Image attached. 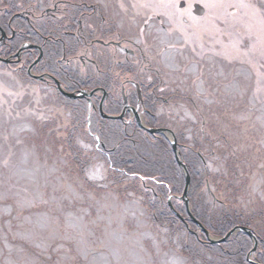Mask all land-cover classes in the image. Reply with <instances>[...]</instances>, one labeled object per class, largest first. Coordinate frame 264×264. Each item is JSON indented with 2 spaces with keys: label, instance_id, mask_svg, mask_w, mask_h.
I'll return each instance as SVG.
<instances>
[{
  "label": "rangeland",
  "instance_id": "rangeland-1",
  "mask_svg": "<svg viewBox=\"0 0 264 264\" xmlns=\"http://www.w3.org/2000/svg\"><path fill=\"white\" fill-rule=\"evenodd\" d=\"M240 3L215 0L214 15L225 26L200 30L198 37L211 47L212 87L199 84L193 131L188 121L194 113L182 111L178 143L184 147L177 155L196 173V188L189 185L186 197L202 230L214 236L234 221L264 240V18L251 17ZM183 55L190 60L183 59L184 71L193 77L191 55ZM5 85L10 89L0 85V264H218L199 255L183 226L160 222L165 204L178 218L173 207L183 201L155 198L161 206L155 214L150 194L137 189L135 177L119 174L117 181L102 158L80 163L64 157L62 143L44 136V118L36 116L35 106L28 110L32 121L21 119L16 84ZM102 144L111 149V142ZM70 145L88 151L94 143L79 131ZM242 238L224 249H234ZM258 252L251 259L263 264Z\"/></svg>",
  "mask_w": 264,
  "mask_h": 264
},
{
  "label": "flooded vegetation",
  "instance_id": "flooded-vegetation-1",
  "mask_svg": "<svg viewBox=\"0 0 264 264\" xmlns=\"http://www.w3.org/2000/svg\"><path fill=\"white\" fill-rule=\"evenodd\" d=\"M215 5V0H0V85L9 90L5 82L16 84L17 104L24 109L20 118L32 121L28 110L35 106L36 116L44 118V136L69 147L64 157L83 155L69 146L82 131L94 143L92 157H110L106 168L117 181L136 174L141 182L138 171L152 167L147 182L165 189L167 174L179 167L165 134L155 131H171L176 149L184 147L178 143L182 111L197 114L199 84L212 87L211 47L198 36L225 26L214 15ZM184 52L191 55L193 77L184 71L183 59L190 61ZM191 124L193 131L197 121ZM102 142H111V151ZM146 183L142 186L152 187Z\"/></svg>",
  "mask_w": 264,
  "mask_h": 264
},
{
  "label": "trees",
  "instance_id": "trees-1",
  "mask_svg": "<svg viewBox=\"0 0 264 264\" xmlns=\"http://www.w3.org/2000/svg\"><path fill=\"white\" fill-rule=\"evenodd\" d=\"M69 144H71V142ZM62 145H63V143H62ZM69 146L72 148L71 145H69ZM99 158L105 159V157H99ZM187 170H188V173H189V176H190V183H191L190 184V186H191L190 189H195L196 187H193V179H195L196 173L193 172V171H191L190 167H188ZM176 173L181 177V185L179 184L178 187H170V188H167L166 190L164 189L165 190L164 197H158V199H160L161 201L163 199H165V202H167L168 199H169L168 197L171 194H178V195H180V193L182 191V188H183L184 177H183V172H182L181 169H176ZM167 177H172V179L175 178V176L173 174H167ZM164 190H163V192H164ZM150 195L147 198V199H149V201H148L149 203L148 204L150 206H152L153 211L155 210L154 212H155V214H157L158 211L156 209H159L160 210V208H161L160 203H157L156 201H154V198H153V194L152 193ZM173 199H174V197L171 198V200H173ZM153 201H154L155 204L153 203ZM178 206L179 207H177V206L175 207L174 206L173 208H174V210L177 213H179V215L181 217L184 218V221L183 222L180 221L177 217H175V215L169 210V208H167L168 206H166V204H165V210H162L163 211V214H159V217L158 218H161L160 219L161 220L160 222H164V220L167 219V220H165L166 222H169L170 224L171 223H174V224L179 225L181 227L182 226L184 227L185 222H187L188 223V226L191 225V226H189V228L190 229H193L194 231H196L195 230L196 226L190 221V219L186 215L185 205L182 203V205H178ZM197 212H198L197 209L194 208V210H192V215L195 217V219L197 221H198V219H199V221H201ZM163 215H166V217H164ZM234 224H235L234 221H229V222H227V226L226 227H228V228L233 227ZM184 229H185V227H184ZM200 233L197 236H194L192 234L190 235L195 240L196 247L199 248L201 251H205V253H208L209 255H206L205 254L207 257H209V256H211V257L212 256H215L216 257V261L218 262V264H228V263H230L231 260L235 264H249L248 262L245 261V256L251 250V246H250V242L248 241V239L246 238V236L244 234L238 233V234L235 235L236 236L235 238L232 237L233 239L231 238V240H234V239H243L242 237H244L246 239V241L243 240V242L236 244V246H234V249L228 250V249H224V247H223L224 244H226L228 242L223 243V245L220 248L219 247H214L212 245H208L207 243H203V244L200 243V241H204L205 238H206L205 236H202L203 233L201 235L202 238H199L200 237ZM257 240H258V247H259V248H257V249H259V252H258V255H257V261L258 262L260 261V262H262L264 264V240H261V239H258V238H257ZM239 245H243L245 247H242L241 249H238L237 250L236 248L239 247Z\"/></svg>",
  "mask_w": 264,
  "mask_h": 264
},
{
  "label": "bare ground",
  "instance_id": "bare-ground-1",
  "mask_svg": "<svg viewBox=\"0 0 264 264\" xmlns=\"http://www.w3.org/2000/svg\"><path fill=\"white\" fill-rule=\"evenodd\" d=\"M197 94H196V92L194 91L193 93H191V94H189L188 95V98L190 97V98H193V97H195ZM193 113H194V115H192L191 116V120L194 122L195 121V111H192ZM191 120L190 121H188L189 123H188V125L190 126V128L192 127V124H191ZM84 128V127H83ZM107 131H108V133H109V135L111 136L112 135V131L110 130V129H107ZM155 132H157V133H159V134H165V137L167 138V142L168 143H170L171 144V138H170V136H173V133L171 132V131H169V130H162V129H159L158 131H155ZM108 133L107 132H105V134L103 133V135H105V136H109L108 135ZM69 148V147H68ZM67 148V149H68ZM65 148H60V150L61 151H63ZM67 149H65V150H67ZM86 149H87V147H84V146H82V147H80V150H83L84 152H82V156H76V157H73V158H75V159H78V160H80L79 162L80 163H82V162H85L86 160H90L91 158H93L92 157V155H91V152H93L94 150H92V149H94V146L92 147V148H90L88 151H86ZM99 150H102V149H99ZM109 151H111V150H109ZM97 158H99V157H97ZM176 158V157H175ZM70 160V159H69ZM68 160V161H69ZM147 160V164L149 165V166H152L153 164V162H151L152 161V159H146ZM69 163V162H68ZM92 164H94L95 162L94 161H92L91 162ZM101 163L102 164H104L105 166L108 164V165H110L111 164V159H110V157H105V159H101ZM75 168H74V170L76 171V170H78V165H73ZM82 166V165H81ZM87 171V170H86ZM86 171H85V173H86ZM150 171V173L153 171V168L151 167V169H150V167L149 168H147V169H143V170H139L138 171V173L139 174H143L142 176H140V181L141 182H139V179H137V175L135 174V179H137L138 180V182H139V187L137 188V189H142L145 193H147V194H151V193H156V194H158L157 196L158 197H164V195H165V190L167 189V188H170V187H178V185H175V184H172L171 182H170V179H169V177H167V184H166V186H165V190L164 189H159L158 187H154V184H151L150 182H147V177L149 176L148 174H150V173H148ZM110 172V171H109ZM84 174V173H83ZM173 175L175 176V178H173L172 179V177H170L172 180H175V182L176 183H178V184H180L181 185V177L176 173V172H173ZM183 177H184V175H183ZM190 177V176H189ZM147 182V183H146ZM149 184L150 186H152V187H150V188H147V187H143L142 185L143 184ZM184 184V183H183ZM135 187H137V186H135ZM183 188H184V185H183ZM183 188H182V191H183ZM163 190H164V192H163ZM182 191H181V193H180V195L182 194ZM164 193V194H163ZM140 195L142 194V192H140L139 193ZM180 195H178V194H171L168 198H172V197H174V198H177L178 196H180ZM189 207H190V205L188 204V210H189ZM185 212H186V215H187V217L191 220V222H194V221H197L196 219H195V217L192 215V212L189 210V212L187 211V209H186V206H185ZM183 221H184V218H183ZM195 226H196V228H195V230L196 231H194L193 229H190V228H187L188 227V225L185 223L184 224V227H185V231H186V233L187 234H189V235H194V236H197L198 234H199V232H201V233H203L202 232V224H195ZM239 227H242V228H248V227H245V226H240V225H236V226H233V227H230V228H228V227H226L225 229H223V230H218L217 232H216V235H214V236H212V235H210V233L205 229V231L207 232V234H208V237L213 241V242H215V243H210L209 242V240L207 239V238H205V240L204 241H200V243H207L208 245H212V246H214V247H221L222 245H223V243H226V242H230V240H231V238L232 237H234V235H236V234H238V233H241V234H244L245 236H246V238L248 239V241L250 242V246H251V249H252V247H253V240L247 235V234H245V233H243V232H240V230H239V232L238 231H236V233L233 235V236H230V235H228L231 231H232V229H234V228H239ZM249 229V228H248ZM197 230H199V232L197 231ZM251 230V229H250ZM252 231V230H251ZM252 233H253V235L255 236V234H254V232L252 231ZM255 238H256V236H255ZM256 240H257V238H256ZM258 248V240H257V245H256V249ZM198 249V250H197ZM196 250H197V252L199 253V255H201V256H206V255H209L208 253H205V251H201L199 248H197ZM206 254V255H205ZM248 254V253H247ZM247 254H246V256H245V261L246 262H248L249 264H252L250 261H248V257H247ZM207 257V256H206ZM209 258H211V259H214V260H216V257L215 256H209ZM230 264H235V263H233L232 262V260L230 261Z\"/></svg>",
  "mask_w": 264,
  "mask_h": 264
},
{
  "label": "water",
  "instance_id": "water-1",
  "mask_svg": "<svg viewBox=\"0 0 264 264\" xmlns=\"http://www.w3.org/2000/svg\"><path fill=\"white\" fill-rule=\"evenodd\" d=\"M143 128H144V127H143ZM151 132H153V131H151ZM170 138H171V139H170V140H171V146H172V149H173V151H174V156L176 157L175 159H176L177 164H178V166L180 167V169L182 170L183 175H184V188H183V191H182L181 196L177 197V199L180 200V201H183V202H184V204H185V206H186V209H187V211L189 212V210H188V201H187V197H186V196H187L188 189H189V185H190V177H189V173H188V171H187L185 165H184V164L182 163V161L178 158V155H177V149H176V147H175V139H174V137H173V136H170ZM169 200H170V199H168V203L170 204ZM171 209H172V208H171ZM176 215L178 216V218H179L180 220H183L182 217H180V215H178V214H176ZM194 223L198 224L196 221H194ZM239 230H240V232H243V233L247 234V235L253 240V247H252V249L248 252L247 257L249 258L248 261H250L252 264H257L255 261H253V259H251V256H254V253H255V251H256V245H257V240H256L255 236L253 235L252 231H251L250 229H248V228H242V227H239V228H234V229H232V231H231L228 235L233 236V235L236 233V231L239 232ZM202 231L204 232V234H206L205 237L209 240L210 243H212V244L215 243V242H213V241L208 237V234H207L206 231H204V230H202Z\"/></svg>",
  "mask_w": 264,
  "mask_h": 264
},
{
  "label": "snow or ice",
  "instance_id": "snow-or-ice-1",
  "mask_svg": "<svg viewBox=\"0 0 264 264\" xmlns=\"http://www.w3.org/2000/svg\"><path fill=\"white\" fill-rule=\"evenodd\" d=\"M240 6L248 9L251 17L260 16L264 18V0H260L259 5L253 3L252 0H242Z\"/></svg>",
  "mask_w": 264,
  "mask_h": 264
}]
</instances>
